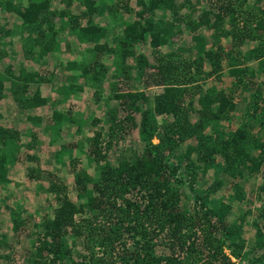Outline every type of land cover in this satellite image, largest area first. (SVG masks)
Wrapping results in <instances>:
<instances>
[{"label": "trees", "instance_id": "16d2710c", "mask_svg": "<svg viewBox=\"0 0 264 264\" xmlns=\"http://www.w3.org/2000/svg\"><path fill=\"white\" fill-rule=\"evenodd\" d=\"M63 1L70 6L72 0ZM77 1L84 7L79 14H70L68 8L50 11V0H20L19 2L0 0V6L14 14L20 21V25L34 35L32 43L26 44L27 41H25L23 44L25 58L31 55L33 60H42L49 53L54 52L57 29L53 19L57 15L61 18L67 17L68 30L76 36L79 43L93 44L95 57L91 61L87 62L85 58L80 60L71 58L59 59L57 62L59 69L70 73L69 83L63 84L59 92L62 95V102L72 94L82 91L83 86H77L76 80L88 81L95 86L106 75L107 67L101 61L102 51L110 50L109 52L117 60L121 58L122 62L126 57L135 54L129 47V43L149 41L153 47L174 44L172 38L179 30L178 26L176 27L174 21L165 23L163 21L166 20L154 17V12L158 9L171 10L173 15H177L178 7L173 0H138L141 9L135 13L136 20L122 23L124 37L117 45L111 47L106 41L99 44L105 38V28L95 22L94 15L102 16L101 12L109 2L111 9L108 13L112 14L111 18L113 22H116L120 16L118 12L122 9L121 5L116 4L115 0ZM245 1L221 0L215 6L216 11L213 12L214 21L211 27L220 25L224 18L233 20ZM247 11L250 17L244 19L247 23L250 21L252 28H247V23H244L239 28L232 26L231 30L225 34L230 33L232 37H237L239 42L249 38H259V43L255 47L243 52V59L247 62L257 61L259 68H232L229 72L235 79H239L245 71H248L246 74L249 78L264 72V63L261 62L264 56V4L258 9ZM83 19L87 21L85 27L81 26L80 20ZM201 20L209 22L206 18ZM199 24L201 23L196 26ZM174 26L176 30H173ZM253 30H261V32L256 34ZM10 34V30L0 26L1 37H7ZM191 40L195 52L193 59L174 61L172 60L174 52L167 53V58L155 57L156 60L150 68L153 71L147 74L146 79L149 78V82L153 81L154 84L162 86V92L156 95L153 106L148 104L142 91L114 95L125 111L140 113L139 133L141 141L145 144L143 153L133 161L123 159L113 166L105 164L93 178L87 175L84 168L76 171L74 187L76 197L80 200L78 204L71 201L63 192L65 186L55 185V189L61 191V203L42 222L43 231L37 240L34 257L28 264H113L116 259L120 264H239L232 261L229 255L240 260L242 262L240 264H264L263 252L259 256H253L249 255L245 249L241 223L226 222L230 204L216 197L218 190L225 183L224 177L219 174L236 179L242 175L243 169L253 172L260 168L264 161V138L251 135L243 127L237 128L232 135L226 137L219 131L212 135L205 132L209 122L227 118L225 109L228 108V111L233 109L229 108L232 104L230 97L215 87L203 91L197 84L194 86L193 89L198 95L196 102L200 108L197 110V120L190 119L193 110H196L194 107L196 96L189 102L190 107L187 109L184 106V100L185 94L189 91L185 84L196 80L191 71L195 69L196 73H200L203 64L207 62L211 69L204 75H217L222 67V61L231 58L230 52L224 51L220 44L206 49V40L199 34H193ZM119 50L121 53H118ZM188 50L183 46L177 47L180 53ZM4 53V50H0L1 57ZM140 56L138 66L140 67L141 64L145 66L148 59L146 60L141 54ZM5 71L9 74L6 77L10 79V85L4 86L6 77L1 75L0 100L8 91L21 109L46 105L47 100L41 93L40 85L50 81L49 75L42 74L34 67L28 69L22 65L15 71L10 67ZM189 73L190 75L187 76ZM94 98L100 103L101 94L95 92ZM256 99L253 118L256 117V112H261ZM102 109L106 122L110 125L111 139L112 135L114 136L118 130L126 129L128 123L132 121L130 112L120 119L116 108L102 106ZM151 114H165L172 117L170 122L162 125L157 144L151 142L156 135L150 119ZM1 117L0 112V121ZM258 118L260 130L264 133L263 111ZM52 119L56 130L66 121L70 125H76L75 131L78 133L82 128L81 119L74 118L71 114H64L57 109L52 112ZM92 122L97 123L99 120L93 119ZM238 131H240L239 136ZM101 135L100 130L96 131L90 141L91 149L87 155V165L90 163L89 158L92 157L90 154L97 157L101 155L103 148ZM18 137L17 130L4 127L0 123V185L11 182L8 166L16 159ZM189 138H195L196 144H188L184 152L176 153L175 149L180 143ZM109 141L104 148H109ZM254 150H259V157L251 154ZM217 156H220L222 161H218ZM208 171L214 172L212 183L202 190H197L198 174L204 176ZM185 176L188 178V184L185 187L193 197L191 207L187 206L189 209L186 207L181 209L179 206ZM235 185L238 187L237 184ZM51 189H54V186ZM260 189L264 193V184L260 186ZM130 190H135L136 194H139L138 197H127ZM235 197L240 198L238 190L235 191ZM96 211L108 212L109 222L107 227L101 226V232L95 240L103 248L117 250V256H112V253L106 254L105 257L95 256L88 249L91 242L88 237L91 238L90 235L94 233V230L85 214ZM19 212L17 218L11 214L14 230H17L23 222L24 211L19 209ZM76 215H82L83 225L77 222ZM256 218L253 222L256 239L252 246L261 249L264 247V208L259 210ZM85 226L88 227V232L82 243L89 254L81 255V261L77 262L67 245V235L73 234L80 237L84 235L82 228ZM159 232H164V244L168 249V253L164 255L154 252V247L158 245L154 242V238ZM124 234L131 237L132 246L129 247L123 243L119 250V247L115 245ZM224 246L229 249V254L224 253Z\"/></svg>", "mask_w": 264, "mask_h": 264}, {"label": "rangeland", "instance_id": "374dc122", "mask_svg": "<svg viewBox=\"0 0 264 264\" xmlns=\"http://www.w3.org/2000/svg\"><path fill=\"white\" fill-rule=\"evenodd\" d=\"M14 1L19 2L20 0ZM220 1L221 0H173L175 6L178 7L177 15H173L171 10H156V12H154L155 18L166 20L163 21L165 23L168 21H174L176 27L178 26L179 28L176 35L174 34V37L172 38L174 42L173 45L169 44L167 46L153 47L149 41H137L132 44L129 43V47L134 50L135 54L126 57L122 62V59L120 58L117 60V58L109 52L110 50L102 51L101 61L104 62L107 67L106 75L101 78L95 86H92L88 81L81 79L75 81L77 86L82 85L83 88H85L84 91L82 89L84 97L80 108L81 110H85V108L89 109L84 111V116H88V119L81 118L82 128L79 131L80 136L75 132L74 134H71L72 141H69L66 146L65 144L56 146L54 149L48 150L49 152L46 151L45 154V151L41 148V150H39L41 157L37 158L35 154H31L30 151H28V148L30 149V147H32L31 144L29 142L24 144V142L28 140V136L24 139L18 137L19 139L16 141V159L10 164L11 166L9 165L8 167H15L14 165L19 164L23 169L20 174H17L13 169H10V171L8 170V175L11 177L10 180L11 182L14 180V184L8 183L0 185V264H28V262L33 259L36 251V244L38 242L37 240L43 231L41 224L61 203V191L56 190L55 185L58 184V186H65L63 192L68 195L71 201L78 204L80 200L76 197L74 187V175L76 171L84 168L87 175L90 178H93L105 164L108 163V165L113 166L123 159L133 161L143 153L145 144L141 141L139 133L140 113L136 111L130 112L129 110L125 111L124 108L120 106V101L116 100L114 95L129 91H142L146 96L148 104L153 106L156 95L162 92V86L154 84L153 81L149 82V78L146 79L147 74L153 71V69L150 68L156 60L155 57L167 58V53L174 52V56L172 57V60L174 61H179L180 59L185 60L187 58L193 59V57H195L194 48H192L193 42L191 40L193 34H199L205 38L206 49L220 44L224 51L230 52L231 58L222 61V67L217 75H204L211 69L207 62L203 64L200 73H196L195 69L191 71L196 80L185 84L186 89H189V91L185 94L184 100V106L187 109L190 107L189 102L194 96H196L194 99V107L196 110H193L194 112L191 114L190 119L192 121L197 120V110L200 108L196 102L198 95L193 89L194 86L197 84L203 91L215 87L217 90H222L230 97L229 100L232 104L229 108L232 107L233 109L232 111H228L229 109L226 106L227 109L225 110L226 114H228L227 118L215 122H209L205 132L212 135L215 134L216 131H219L220 133L223 132L224 137H226L232 135L237 128L243 127L249 131L251 135L261 139L264 138V133L260 130L258 118L261 112H264V72L260 73V75L250 77L251 79L247 75L248 71H245L239 79H235V77L229 72L230 69L235 67L259 68V63L257 61L247 62L243 59V52L248 48L255 47L257 43H259V38H249L243 42H239L237 37H232L230 33L225 34V32L231 30L232 26L239 28L244 23H247L245 22V19H249L250 17V15L247 14V10L260 8L263 6L264 0H246L245 3L239 7L240 11H237L233 20L224 18L220 25L211 27V24H213L214 21L213 12L216 11L215 6L216 4H219ZM233 1L240 2V0ZM115 2L122 7L118 12L121 19L119 16V19H116L117 21L113 22V19L111 18L112 14L108 13L111 9V6L108 5L109 2H107L106 7L103 8V11L101 12L103 13L102 16L94 15L95 22H98L105 28V38L104 40H101L99 44L106 41L107 45L110 47L117 45L120 39L124 37V25L122 23L124 21L131 22L136 20L137 16L135 13L141 9V6L138 5V0H115ZM99 4L101 6V3ZM66 8H68L70 14H79L84 10V7L77 0H72L70 6H67L63 0H50V11H59L60 9L65 10ZM243 10H245V12H243ZM11 16L12 14H9V12L5 11L0 6V26L2 24L7 25L6 23L9 22L8 25L12 27L13 32H16V35L14 36V46L11 44H8L7 46V40L0 37V50H4V47L2 48V46L6 45L4 50L5 53L2 57L0 56V76L2 75L3 77L9 76L8 73L6 74L5 69L10 67L15 71L20 65V62H23L24 60H27V63L31 65L40 61L33 60L31 55H27V58H24L23 49L22 52H20V41L22 44H24L25 41H27L26 44L32 43L34 35L28 33L29 30L27 31L24 26L17 24L15 21L17 20L16 17L12 18ZM201 18H206L209 22L207 23L203 20L200 21ZM53 21L57 29L56 47L54 50L57 59L67 60L69 58H77L80 60L81 58H85L87 62L94 59L95 50L93 49V44L79 43L76 40V36L71 34L68 30V24L66 23L67 17L61 18L60 15H57L54 17ZM80 22L82 27L87 25L85 19L80 20ZM198 23L201 24L196 26ZM247 25V28H252L253 26L250 25V21ZM176 27L174 26L173 30H176ZM253 31L256 34L261 32V30ZM2 43L4 45H2ZM180 46L186 47L189 50L180 53L177 51V47ZM118 53H121V51L119 50ZM140 54L143 55L142 57H145L146 60L148 59V61L145 66L141 64L139 67L138 60L141 59V56L139 57ZM56 58L53 60L51 56H48L46 61L43 60L40 62L41 66L38 70L47 76L49 75L54 82V85H59V79L54 77L55 75L58 77L61 76L64 81H67L70 76L69 72L62 71L58 66L54 68V64H57L58 61ZM261 62L264 63V56L262 57ZM189 75L190 73L187 76ZM8 79V77L5 78L6 86H8V84L10 85V83H8L10 79ZM144 82L148 83L144 84ZM51 90L54 91L53 87H51ZM95 92L101 94L100 103L94 98ZM51 96V100L55 101L54 95L52 94ZM255 99L259 102V109L261 108V112H256V117L253 118ZM9 102H11V98L1 100V103L4 105L3 109H7L8 112L9 107L7 106V103L9 104ZM71 103L72 102L69 104L71 105ZM12 104L13 106H16L14 103ZM72 105L75 108L76 103H72ZM102 106L116 108L120 119L127 116L128 112H130V117H132L131 123L129 122L127 125L128 127L121 131L118 130L114 136L112 135V139L111 131L109 129L110 125L106 122V116L103 112ZM143 107L145 106L143 105ZM6 114V119L1 120L0 123L2 125L6 124L7 127L12 126L9 128H13V126L17 125L16 122H14L13 114ZM93 119H98L99 122L93 123ZM150 119L156 134L151 139V142L157 144L159 142L158 136L161 135L162 125L165 122H170L172 117L165 114H151ZM47 126L51 128L50 125ZM73 130H75V127H73ZM99 130L102 133L101 146L103 148L101 155L100 157H97L90 154L92 157L89 158L90 163L87 165V155L91 149V146H89L90 141L94 137L95 132ZM55 131L56 130H54V133H56ZM43 133L46 135L44 131ZM239 134L240 131H238L237 135L239 136ZM107 141L110 142V146L109 148H104ZM30 142L32 141L30 140ZM188 144L195 145L196 139L189 138L184 140L175 149V152H184ZM251 154L259 157V150H254ZM217 160L222 161V158L217 156ZM25 164L27 165L25 166ZM213 173V171H208L204 176L198 174L196 189L202 190L209 186L213 181ZM219 175L224 177L223 180L225 183L218 190L216 197H220L230 204V210L225 220L229 224L234 222L237 224L241 223L243 237L245 238V249L249 255L252 254L253 256H259L262 252L264 253V247L260 249L252 246L256 239V229L253 222L257 219L256 216L259 210L264 208V193L260 189V186L264 184V161L257 171L250 172L247 169H243L242 175L236 177V179L229 178L224 174ZM15 178H17V180H15ZM187 184L188 178L185 176L184 187ZM235 184H237L238 187H236ZM51 185L54 186V189H51ZM184 187L181 189L179 202L181 209L184 207L188 208L187 206L191 205L193 198L186 187L185 189ZM236 190H238L240 198L235 197ZM138 195L139 194H136L135 190H130L127 197L134 198L138 197ZM19 209L20 211H24L22 215L23 222L17 230H14L11 214H14L17 218V213L20 214ZM15 211H17V213ZM85 215L89 218L90 221H88V223L91 224V228L93 226L94 230V233L90 235L91 238L88 237V239L91 240L88 249L91 250L95 256L105 257L106 254L109 255L111 253L113 254L112 256H117V250L112 251L103 248L95 240L101 232V226L107 227V222H109L108 212H88ZM145 216L147 217L148 214ZM75 218L78 223L80 222V224L83 225L82 215H76ZM82 230L84 235L80 237L73 234L67 235V245L70 247L73 258L77 262L81 261V255L89 254L88 249H85L82 243L83 238L87 237L85 234L88 232V227L85 226ZM98 231L99 233H97ZM154 242L158 243V245L154 247V252L156 254L164 255L168 253V249L164 244V232H159L155 235ZM123 243H126L127 246L131 247V237L124 234L115 246L119 247L120 250ZM223 250L224 253L229 254V249L227 247L224 246ZM229 256L232 261L239 264L242 263L231 255ZM113 264L120 263L116 259Z\"/></svg>", "mask_w": 264, "mask_h": 264}, {"label": "crops", "instance_id": "0c3cea01", "mask_svg": "<svg viewBox=\"0 0 264 264\" xmlns=\"http://www.w3.org/2000/svg\"><path fill=\"white\" fill-rule=\"evenodd\" d=\"M9 14H12V13H9ZM11 17L12 18L15 17L14 14H12ZM15 21L17 24H20V21L18 19ZM8 23H6L7 25L2 24L1 26H3L5 28V30H7V29L10 30L11 34L9 36L3 37V38L5 40H7V42H6L7 46H8V44L9 45L11 44L14 46L15 45L14 36L16 35V32H13L12 27H10L8 25ZM2 45H4V44L2 43ZM5 46L6 45L2 46V48L4 47V50H5ZM23 47H24V45L20 41V46H19L20 52H22ZM48 56H51V58L53 60H55L56 53L55 52L49 53L47 55V57ZM47 57L36 62V63H33V65L27 63V60L20 62V65L25 66L28 69L30 67H34L36 69H39V67L41 66L40 62H42L43 60L46 61ZM69 59H71V58H69ZM57 60L59 61V59H57ZM56 66H57V64H54V68ZM42 74H44V73H42ZM69 75H70V73H69ZM54 77L59 79V85H54V82L51 80L50 76H49L50 81L43 82L40 85L41 93L47 100L46 105H42V106H38V107H34V108H28V109H21L18 107L16 102L13 100L12 95L7 91V92H5V94L1 98V100H3V99L6 100L7 98L8 99L11 98V102H9V104L7 103V106L9 107V112H8L7 109H3L4 105L1 103V100H0V112L2 115L1 120L6 119V116H7L6 113H9V114L12 113L13 114L14 122H16V124H17L15 126H13V128L19 132V137L24 139L26 136H28L27 137L28 140L30 139L32 141V142H30V140L29 141L27 140L24 142V144H27L28 142L31 144L32 147H30V149L28 148V151H30L31 154H35V156L37 158L41 157V154L39 152V150H41V148L45 151L44 152V154H45L46 151L49 152L48 150H52L56 146H61L63 144L67 145L69 143V141H72L71 140V137H72L71 134H74V132L80 136V133L73 130V127H75V129H76V125H70V123H68L67 121L63 122L60 125V127L58 128V130L55 129V123L53 122V119H52V112L54 111V109H57L58 111H60L64 114H67V115L71 114V116H73L74 118H78V119L84 118L86 120L88 119L87 118L88 116L87 117L84 116V111L89 110V109L85 108V110H81V108H80L82 106V100L84 97L83 91L85 88H83V91H79V92L72 94L69 98H67L64 102H62L61 101L62 95H61V93H59L60 88L62 87L63 84L67 85L70 81V78L68 76L69 79L67 81H64V80H62L61 76L58 77L55 75ZM8 83H9V81H8ZM4 86L9 87V84H8V86H6V81H4ZM51 87H53L54 91L51 90ZM52 94L54 95L55 101L51 100ZM70 102L76 103L75 108L72 105V103H71V105L69 104ZM12 103H14L16 106H13ZM48 123H50V124H48ZM47 125H50L51 128H49ZM3 126L7 127L6 124H4ZM9 127H12V126H9ZM53 129L56 130L55 131L56 133H54ZM43 131L45 132L46 135H44ZM62 160L64 161L63 158H62ZM26 165L27 164H25V166ZM14 166L15 167H8V170L10 171V169H13L17 174H20L23 167L20 166L19 164L14 165ZM9 178L11 179L10 176H9ZM12 179H14V178H12ZM15 180H17V178H15ZM13 181L14 180H12V182H10L9 184H12Z\"/></svg>", "mask_w": 264, "mask_h": 264}]
</instances>
